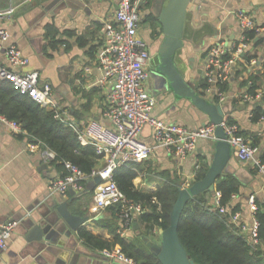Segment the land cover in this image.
<instances>
[{"label": "crops", "instance_id": "obj_1", "mask_svg": "<svg viewBox=\"0 0 264 264\" xmlns=\"http://www.w3.org/2000/svg\"><path fill=\"white\" fill-rule=\"evenodd\" d=\"M152 2L153 0H148V4L143 7L139 31L140 36L149 45V49L154 43L151 42L152 35L159 34L153 31L152 24L146 20V16L151 14ZM11 5L16 7L14 16L1 21L0 28L7 29L11 34V42H15L23 52L32 56V65H27L22 70L38 71L41 81L50 82L55 100L69 112L70 118L79 127H85L92 121L108 125V121L102 117V111L109 88L99 83L102 73L98 64L103 53L102 28L104 22L112 18L116 1L68 0L66 4L60 5L59 1L56 3L53 0H0V10ZM44 6H48L49 10L43 17ZM239 9L249 11L259 24L264 25V7L258 9L252 0H206L195 7L191 5L187 22L194 30L198 31L205 27L207 30L195 43L187 42L186 54L184 50L178 59V66L188 81L199 76V69L203 70L204 62L208 57L207 52L211 46L222 40L227 43L238 42L241 29L233 13ZM47 24L48 26L45 27ZM50 29H53L55 33H49ZM53 40H57V46L54 48L50 46ZM81 42L82 45H80ZM247 50H250L251 54H257V58L250 62L245 61L242 56L239 58L236 69L240 70V73L237 75L233 73L227 81L229 88L224 91L226 98L222 103L230 105V111L225 118L238 124L240 134L257 148L254 158L240 162L234 157L235 161H233L238 165L236 172L242 181L239 186V196L237 195L234 200L240 202L243 208L245 207L244 212H241L242 220L249 225L252 222V214L248 203L245 205L243 200L245 190H252V194L264 201V173L258 172L256 164L258 159L264 161L262 159L264 153V49L251 46ZM190 58L194 60L190 61ZM0 60L5 62L3 55ZM152 71L151 60L148 65L149 78L146 86L149 93L157 100L154 116L191 129L208 123L207 115L186 100H177L169 93L157 91L151 76ZM202 75H200L201 81ZM245 83L248 86L250 84L257 86L254 92L258 97L254 100L242 99L249 90ZM202 96L210 99L214 95L205 93ZM257 105L262 106L261 115H256ZM20 134L26 133L12 129L0 121V223L10 220L19 222L12 236L7 240V248L0 252V264L35 263L31 255H27L21 261L18 260L20 252L29 244L25 239L27 230L22 226L21 220L27 212L26 209L32 205L34 209L36 206L34 203L38 200L42 201L46 192H50L49 183L62 177L64 172L63 168L55 166L54 158L49 157L47 153L49 149L28 141ZM143 139L148 144H154L149 127L144 129ZM213 142L214 140H200L196 149L183 159L169 155L162 147L155 149L148 160L137 165L138 176L133 182L135 188L153 194L169 181L174 180L180 186L189 185L188 183L193 182L192 175L197 164L207 167L210 165ZM32 145H35L34 148ZM103 164L104 160L99 161L96 168H101ZM87 188L88 182L82 192L74 194L69 192L66 197L67 200H71L69 209L75 215L89 216V220L81 226L80 230L87 231L109 246L102 249L99 245L88 242L79 234V230L78 247L85 248L89 252V254H82L80 258H85L89 264H106L105 260L98 259L96 255L100 256L104 249L120 246L115 243L114 237L115 233H120L122 221L118 213L116 215L113 212L115 207L107 210L105 217L94 218L92 214L94 205L91 203L93 189L87 190ZM215 192L216 196L207 197L210 204L214 203L217 196L221 197L219 191L215 190ZM144 211L146 210L143 209L141 214ZM141 214H136L131 231L126 235H120L128 242L140 237L159 244L160 228L147 233L141 224ZM136 223L137 229H135ZM57 258L58 256L55 260Z\"/></svg>", "mask_w": 264, "mask_h": 264}, {"label": "built area", "instance_id": "obj_2", "mask_svg": "<svg viewBox=\"0 0 264 264\" xmlns=\"http://www.w3.org/2000/svg\"><path fill=\"white\" fill-rule=\"evenodd\" d=\"M115 1L114 14L111 19L104 22L102 28L104 44L98 64L102 73L99 83L109 88L102 111V117L108 121V125L92 121L85 127H79L70 118L69 112L55 100L50 82L41 81L38 71L22 70L29 64V59L15 42H11L10 32L4 28H0V57L3 55L5 58L4 63L0 60V79L10 82L16 91L29 96L41 107L52 110L56 119L75 132L82 145L95 148L97 156L100 157V161L104 160V164L101 168L94 169L89 178L98 180L91 198L94 205L93 217H100L114 206L118 209L122 221L120 234L126 235L133 227L136 214L140 215L143 208L140 204L131 202L120 190L114 170L123 165L145 162L159 147L164 148L169 155L183 159L196 149L200 140H216V125L207 123L191 129L154 116L157 100L146 86L151 55L149 45L139 33L142 10L148 4V0ZM15 11V6L1 9L0 22L12 18ZM233 16L241 29L238 42L235 44L222 40L211 46L203 67V79L209 84L205 93L217 96L219 103L226 98V93L218 86L219 83L229 81L241 54L251 48V42H248L245 33L253 31L257 37L264 34V26L259 24L249 11L239 9L234 11ZM227 53H230V58L225 60L224 55ZM255 97L258 96L245 93L242 99L254 100ZM0 121L12 129L22 131L20 124L8 120L1 114ZM220 125L238 161L245 162L255 157L257 148L240 134L238 124L230 123L225 118ZM146 127L152 131L154 144H148L143 139ZM34 146L32 145V148ZM47 153L51 159L55 158L53 151L48 150ZM256 164L258 172L264 173V162L258 159ZM65 167L68 174L49 183L48 189L51 194L67 197L70 190L75 192L84 190L82 181L88 178L87 175L70 162H66ZM200 167V164L196 165L192 175L193 181ZM235 197L233 195V198ZM256 199L257 196L251 194L248 200L249 211L252 214V222L249 225L242 220L240 211L231 217L235 230L247 237L253 245L260 242ZM214 204L220 213L228 211L226 206L220 207V196H217ZM18 224L16 220L0 223V249L7 248V240ZM102 255L112 262L119 260L125 264H139L128 257L120 246L104 249Z\"/></svg>", "mask_w": 264, "mask_h": 264}, {"label": "trees", "instance_id": "obj_3", "mask_svg": "<svg viewBox=\"0 0 264 264\" xmlns=\"http://www.w3.org/2000/svg\"><path fill=\"white\" fill-rule=\"evenodd\" d=\"M146 20L152 24L156 18L150 14L146 16ZM155 27L159 33V28ZM50 32L55 33L53 29H50ZM245 35L253 48L261 47L264 49V34L257 37L253 31H249ZM53 41L50 46L54 48L57 46V40ZM82 44L81 42L80 45ZM241 56L247 62L257 58V54H251L250 50L245 51ZM229 58L230 53L224 55L225 60ZM236 67L237 65L234 67L235 75L240 73ZM208 85L205 79L200 82V95L205 94ZM244 85L249 88L250 94L255 95L254 90L257 88L255 84L248 86L245 83ZM218 86L222 91H227L229 88L228 82L219 83ZM213 99L218 103L219 98L217 96H213ZM255 112L256 115H261L262 106L257 105ZM0 114L8 120L20 124L22 131L26 133L20 135L26 137L28 141L38 143L41 147L53 151L55 153V166L64 170L62 176L68 174L65 167L66 162H70L81 169L88 177L82 181L86 188L92 171L97 169L100 157L97 156L93 146L82 145L75 132L56 119L52 110L41 107L29 96L16 91L10 82L0 79ZM228 121L233 123L232 120ZM262 159L264 160V153ZM137 165L136 163L123 165L114 170L118 186L131 202L140 204L146 210L141 214L140 219L147 233L153 232L155 228L166 229L170 224V213L178 196L180 184L174 180L166 182L153 194L139 191L133 183L138 176ZM208 167L201 166L195 180L202 179ZM239 186V180L231 174H227L216 181L215 189L221 194L220 207L226 206L228 208L224 214L220 213L219 208L214 203H209L207 197H211L213 194L208 191L192 197L184 207L178 233L187 255L195 263L264 264V201L256 199L258 204L256 216L260 222V242L258 245H253L247 237L235 230L231 221L235 212H244L245 208L240 202H235L233 198V195L239 196ZM113 212L118 213V209L115 208ZM79 234L88 242L95 243L102 249L109 246L85 230H80ZM114 240L121 246L122 251L135 262L139 264H161L157 256L149 250L147 241L144 239L136 237L133 241L128 242L120 233H115Z\"/></svg>", "mask_w": 264, "mask_h": 264}, {"label": "water", "instance_id": "obj_4", "mask_svg": "<svg viewBox=\"0 0 264 264\" xmlns=\"http://www.w3.org/2000/svg\"><path fill=\"white\" fill-rule=\"evenodd\" d=\"M53 1L56 3L59 1L60 5L68 2V0ZM205 1L153 0L151 5V15L156 18L152 24L159 27L160 31L152 39L154 43L150 48L153 57L151 76L156 90L169 93L177 100H186L193 107L207 115L208 123L216 125V140L211 145L212 161L204 177L193 181L187 186H179L178 196L170 213V224L166 229L160 228L159 230L160 243H151L144 239L161 264H197L187 255L179 238L178 226L184 207L192 197L200 193L208 191L216 196L215 183L227 174L233 175L242 183L236 172L238 165L233 163L235 161L234 151L220 125L225 119V115L230 111V105L216 103L213 98L207 99L200 95V75L203 74V70L199 69V76L188 81L178 66L181 53L185 50L184 53L186 54L185 45L187 42L195 43L198 37L202 36L207 30V27L198 31L194 30L187 22L191 5L195 7ZM252 3L258 9L264 7V0H252ZM48 10V6L43 7V17L48 13ZM53 14H55V11H53ZM47 26L48 24L45 27ZM23 53L29 59L28 65H32V56ZM193 60V58H190V61ZM42 77H44V74H42ZM97 181V179L88 180V188L94 189ZM70 192L71 194L75 193L74 190H70ZM251 194L252 190H245L243 196L245 205H247ZM42 199V201L38 200L34 203L36 204L34 209V205L26 209L27 212L21 220L22 226L27 230L25 239L29 244L20 252L18 260L21 261L27 255H31L34 264H89L85 258H80L82 254H89V252L85 248L78 247L77 239L78 231L89 220V216L73 214L69 209L71 200H67L66 197L46 192ZM111 208H114V206ZM100 217L103 218L105 215L103 214ZM137 228L138 224L136 223L135 229ZM2 251L4 250L0 249V252ZM101 255L96 256L98 259L102 258L108 264L112 262ZM57 256L58 258L55 260ZM114 263L125 264L119 260L113 261Z\"/></svg>", "mask_w": 264, "mask_h": 264}, {"label": "flooded vegetation", "instance_id": "obj_5", "mask_svg": "<svg viewBox=\"0 0 264 264\" xmlns=\"http://www.w3.org/2000/svg\"><path fill=\"white\" fill-rule=\"evenodd\" d=\"M153 23H154V22H153ZM151 26H152V28H153V31H156V27H155L156 25H153V24H152ZM155 36H156V34H153V35H152V38H154ZM152 38H151V39H152ZM151 42L153 43L154 41L151 40ZM149 52H150V49H149ZM150 55H151V52H150ZM151 60H153L152 55H151Z\"/></svg>", "mask_w": 264, "mask_h": 264}]
</instances>
